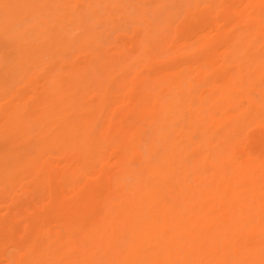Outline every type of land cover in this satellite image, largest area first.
<instances>
[{"label": "bare ground", "instance_id": "bare-ground-1", "mask_svg": "<svg viewBox=\"0 0 264 264\" xmlns=\"http://www.w3.org/2000/svg\"><path fill=\"white\" fill-rule=\"evenodd\" d=\"M0 264H264V0H0Z\"/></svg>", "mask_w": 264, "mask_h": 264}]
</instances>
